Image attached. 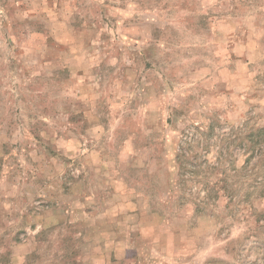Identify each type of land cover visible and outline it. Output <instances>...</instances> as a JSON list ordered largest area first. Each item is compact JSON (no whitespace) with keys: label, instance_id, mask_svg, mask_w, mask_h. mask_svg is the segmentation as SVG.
Segmentation results:
<instances>
[{"label":"rangeland","instance_id":"1","mask_svg":"<svg viewBox=\"0 0 264 264\" xmlns=\"http://www.w3.org/2000/svg\"><path fill=\"white\" fill-rule=\"evenodd\" d=\"M259 146L264 0H0V264H264Z\"/></svg>","mask_w":264,"mask_h":264},{"label":"trees","instance_id":"2","mask_svg":"<svg viewBox=\"0 0 264 264\" xmlns=\"http://www.w3.org/2000/svg\"><path fill=\"white\" fill-rule=\"evenodd\" d=\"M261 142H263V141L261 140ZM259 147H260V146H259ZM260 151L263 152V151H264V148H263V147H260ZM213 168H214L215 170L218 169L217 167H213Z\"/></svg>","mask_w":264,"mask_h":264}]
</instances>
